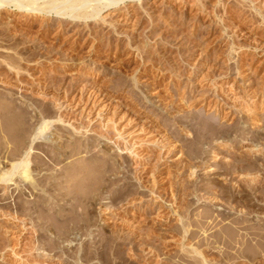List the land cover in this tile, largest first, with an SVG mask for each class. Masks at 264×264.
I'll use <instances>...</instances> for the list:
<instances>
[{
	"label": "rangeland",
	"instance_id": "374dc122",
	"mask_svg": "<svg viewBox=\"0 0 264 264\" xmlns=\"http://www.w3.org/2000/svg\"><path fill=\"white\" fill-rule=\"evenodd\" d=\"M137 4L128 9L139 17L126 19L120 5L70 30H63L54 12L26 14L14 4L0 10V90L15 94L13 102L0 103L14 108L13 115L25 112L29 131L37 128V119L53 121L59 138L56 146L45 140L33 144L38 191L25 193L31 184L19 175L0 183V264H189L172 257L187 243L174 232L180 223L171 211L181 209V196L193 200L215 193L227 199L224 188L237 194L254 177L250 185L264 186L262 159L248 157L250 147L242 143L250 138L264 148V0ZM140 25L145 31L136 44ZM11 57L19 60L18 70L8 67ZM206 124L228 134L225 145L222 139L200 142ZM105 136L113 141L107 146L134 147L140 155H124L128 170L114 183L117 160L104 152ZM15 141L25 147V137ZM1 144L0 161L10 165L7 158L17 147ZM148 156L160 158L154 176L144 175ZM233 157L240 169L226 170ZM249 158L258 168L249 167L254 161ZM101 161L107 164L103 178L96 170ZM140 174L145 177L137 181ZM150 190L163 195L168 209H149ZM261 192L247 202L237 198L231 219L247 210L264 225ZM34 202L44 206L45 220L40 223L32 212L38 221L35 226L28 221L26 231L25 207ZM205 202L189 211L203 212Z\"/></svg>",
	"mask_w": 264,
	"mask_h": 264
},
{
	"label": "bare ground",
	"instance_id": "6f19581e",
	"mask_svg": "<svg viewBox=\"0 0 264 264\" xmlns=\"http://www.w3.org/2000/svg\"><path fill=\"white\" fill-rule=\"evenodd\" d=\"M135 1L138 3L137 5H135L137 7V6L141 5L143 0H0V10L7 5L14 4L18 8V10H20L21 12H25L26 14L41 13L42 15L43 14L49 15V14H52L54 12L56 14V16L61 17L60 24H63L62 25L63 30H70L73 27L79 25L80 23L84 24L83 26L88 25L89 20L98 19L99 17H101V14L103 11L109 10L111 8H114V7L115 8L119 7L120 5H124V9L126 10L124 16L126 17V19H132L133 17H136V16L139 17V14H138L139 11H136V10L131 11L130 8L128 9L129 3L135 2ZM254 7H257V6H255V4H254ZM119 10L123 11L122 8H119ZM145 13H146V11H145ZM260 15L262 16V18H264V13L261 9H260ZM67 19H70V21ZM177 24H178V26H181V27L184 25L182 22H179ZM181 27H180V29H181ZM143 30H144L143 26H141L139 28V30H137L136 35H135V38L137 40L135 42L136 44L140 43V42H138L139 41L138 39L142 35ZM139 31H141V32H139ZM196 45H195V47H196ZM0 57H2V56L0 55ZM12 57H11V59H9V63H7V65L10 68V70H13V69L18 70V68L20 67V66H17L19 64V60L18 61L14 60L16 58L13 57L14 59H12ZM6 60H8V59H6ZM10 60H11V62H10ZM20 64H21V62H20ZM176 68H178V67H176ZM1 69L2 68L0 67V81H2L1 78L3 77ZM16 72H20V71H16ZM250 81H251V79L248 80V82H250ZM86 91H87V89L85 87H83L82 94L84 95L86 93ZM14 95L15 94L11 93V91L9 92V90L8 91H6V90L1 91L0 90V102L4 99H8L10 102H13L12 97ZM2 104H4V103H2ZM2 104L0 103V154H1V150H2L1 141H4L6 143H9V141L11 143L14 142V144L17 147V144L19 143V141H15V138L23 139V137H25V145H24L25 147L21 146V144H20L19 147H17V149L15 150L16 153L13 154L11 157L7 158L11 162L10 165L7 164L5 166V165H3L4 163H1V161H0V166L2 167L1 171H0V183H8V182L14 181V179L17 178V176L19 175L20 178H24L25 181L28 182L29 184H31V186H32V187L30 186L28 188V190L26 187L25 193L26 192L30 193L32 190L38 191L39 187L41 186V183L39 185L40 179L37 180L36 178L38 176L37 175L35 176V174L32 176V173L37 168L35 166L36 168L33 169V167H34V165H33L34 161L33 160L35 159L34 158L35 155H33V144L36 141H42V140L50 141L52 144H55V146L58 144L59 138L57 136L55 137V133H57V132H54L55 130L53 131V129H52L53 121L48 122V120L43 119L45 117L41 116L42 117L41 119H37V120H40L39 125L37 124L38 125L37 128L34 131H29L27 129V127L25 126L27 124L26 123L27 122V117H26L27 115H25V112L22 111V113L13 115L14 108L12 109L10 106H6V104H4L5 106L3 105V107H2ZM58 120L62 121V118L59 117ZM15 126H16V128H15ZM203 126H204V128H202V129H204V131L202 130L203 133H201L202 136L200 137V142H204L205 140H207L209 138L212 140L222 139L223 140L222 144L225 145V140H226V137L228 135V134H225V131L217 130L214 126L210 127L207 124L203 125ZM14 128L16 129V131H13ZM74 132L76 134L80 133V131H78L77 128H74ZM73 136L74 135L71 136V134H70L68 139L72 140ZM12 138H14V140ZM28 138L29 139L31 138V140L29 142L26 141V139H28ZM115 138H116V136L113 137V140ZM118 138H120V140H121L120 136ZM105 139H106V141L104 140L105 143L102 145V148H104V152L109 151L110 154H114L115 158L117 160L115 163V165H117V168H116L115 172H113V174H112V176H114V179H112V177L110 179V182L112 183V181H113V183H114V182L118 181V179L120 178L121 175L126 174L127 166L125 164V158L126 157H124V155L131 154L132 156L135 157V159L139 158L140 155L136 152L134 147L129 146V147H126L122 150L120 148V145L117 144L118 142H116V144L119 147L118 146L109 147V145L107 146V143L111 144L113 142L111 140L112 137L108 138L105 136ZM249 139L250 138H248V139L244 138L242 141V143L245 142L244 145H249V147H250L247 151L248 154H250V156L248 155V157L260 156L259 159H262V161H263L262 166H264V150H263L264 148H261L262 146L260 144H256V143L253 144V142L252 141L250 142ZM107 141H111V143H109ZM116 141H119V140L116 139ZM247 141H249V142L247 143ZM116 144H114V145H116ZM234 144L233 143L230 144V142H226L227 148L231 149V150L234 148ZM132 145H133V143H132ZM121 146H122V144H121ZM115 150H117V152H115L116 154L114 153ZM123 152L124 153L126 152V153L122 154ZM196 152L198 153V151H196ZM218 157H219V155L216 154V158H218ZM253 158H249L250 159L249 161H251ZM52 159H54V158H52ZM159 160H160V158L155 160L153 157L148 156L146 158V161L148 164H150V168L148 166H145V167H148V169H144L145 170L144 175L154 176L156 174V171L158 169H160L157 165ZM253 160H254L253 162L248 163L249 167H251V169H253V168L255 169L256 167L258 168L259 165L257 166V164H256L257 162L255 163V159H253ZM232 161L233 162H231V163L229 162V164L226 163V165H225L226 170H230V168L231 169L238 168L239 166H241V164L239 165L237 163V157H235V158L233 157ZM243 161H245L244 158L241 159V162H243ZM43 162H44V160H43ZM101 163H102V165L99 163L101 166H99V167L97 166L96 170H97L98 174L105 175L104 173H106L107 170H104V169L106 168L107 164L103 163L102 161H101ZM31 166H33V167H31ZM239 169H240V167H239ZM97 172H96V175H97ZM138 173H139V171H138ZM92 174H93V172H92ZM103 175H101L102 178L104 177ZM144 175L140 174L139 178L137 177L138 178L137 181L142 180ZM148 176H146V177H148ZM193 176H194V173H193ZM98 177H99V175H98ZM251 180H252V182H256L255 177H254V179H251ZM251 180H250V182H251ZM95 181L99 182V184H100V180H95ZM95 181H94V183H95ZM17 182H18V180H16V183ZM248 184H249V182L246 184L247 186L242 187V189L237 194L234 193L228 187L224 188V191L222 193H224L225 196L226 195L228 196L227 199H225L226 198L225 196H224L225 198H223V196L221 197V195L215 194V193H210V195L206 198L201 197L199 194L196 193L197 195L194 197L195 199H193V200H190L188 198L189 196H186V195L185 196L183 195V197L181 196L180 200L183 203L181 209H179V211L178 210L175 211L174 209L173 210L171 209L173 215L178 217V221L180 223L176 226L174 225L175 226L174 232L177 233L179 236H181V238L184 241H186L187 243H188V241H190V243L189 244L186 243L188 245L187 246L185 244V242L182 241L183 243L181 244V246H182L181 252L179 254L172 255V257H174V259L179 258V259H176L179 262H180V259H182V260L184 259L187 262H189V264H244V263L248 264V263H255L256 261L258 262L261 258V261L259 263L264 264V225H261L260 222H258V223L254 222L255 220L253 218L251 219V217H250V215H252L253 213L249 212L247 210L245 212H242V213H241V211H239L238 212L239 214H237V218L231 219V217H232L231 211L235 210L233 208V206H235L234 203L236 202L235 200H237V198L238 199L243 198V202H247L245 200L247 198L252 197L253 194L256 195V193L261 192V191H262L261 194H264V186L259 187V186H252L250 184L248 186ZM215 187H216V185H215ZM41 188H40V190H41ZM43 188H44V186H43ZM43 188H42V190H43ZM98 189H100V188L98 187ZM128 191H127V194L132 193V192H130L131 190H128ZM133 193L137 194L136 191H133ZM138 193H139V191H138ZM150 193L152 196V203L149 206V209L154 210V206H156V208L159 210L168 209L167 208L168 202L165 201V199L163 198V195L161 196L159 194V196H158L157 195L158 193L156 194L154 192V190L151 191ZM185 194H187V193H185ZM224 194H222V195H224ZM77 196H79V194H77ZM85 198H87V197H85ZM203 199H204V202L206 201L204 203L205 210H203V212H201L200 210L198 212H195V213H193L194 211H189V209H192L194 207V205L196 206L199 203L203 204ZM78 200L80 201V202L77 201L79 203V205L82 204V202L84 201L83 197H79ZM157 200H160V201L157 202ZM40 201L42 202V200H40ZM41 202H39V203L34 202L35 204H31L30 206H27L28 208L25 207V230L26 231H28L30 229L29 228L30 226L28 225V223H29L28 221H30V220H31V222L33 221L34 226L38 221V220L36 221L35 219H33V215H35V214H33L32 212L36 213V215H40L38 217V219L40 220V223H41V221L45 220L44 216H46V215H44V212L46 213V211L44 209V206L42 205L43 202L42 203ZM182 203H180V204H182ZM237 203H238V201H237ZM240 203H242V202H240ZM200 205H198V207ZM242 205H243V203H242ZM244 205H246V204L244 203ZM257 206L259 207V205H257ZM198 209H200V208H198ZM262 209L264 210V208H262ZM146 211H147V213L149 212L148 210H146ZM71 214H72V210H71ZM48 215H49V213H48ZM64 223H66V222H64ZM34 226H33V228H35ZM63 227H64V225H63ZM26 246L27 245H25V247ZM179 248H180V246H179ZM26 251L27 250H25V252ZM29 255H31V254H29ZM152 256L157 257V256H155V253ZM26 258H25V260H26ZM25 262H30V261L27 258V261H25ZM256 264H258V263H256Z\"/></svg>",
	"mask_w": 264,
	"mask_h": 264
}]
</instances>
